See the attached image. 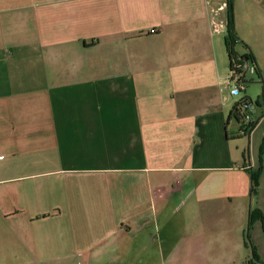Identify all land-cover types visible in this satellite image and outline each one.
<instances>
[{
	"label": "crops",
	"instance_id": "1",
	"mask_svg": "<svg viewBox=\"0 0 264 264\" xmlns=\"http://www.w3.org/2000/svg\"><path fill=\"white\" fill-rule=\"evenodd\" d=\"M225 4L0 0V264L264 263V0L233 1L247 135Z\"/></svg>",
	"mask_w": 264,
	"mask_h": 264
},
{
	"label": "built area",
	"instance_id": "2",
	"mask_svg": "<svg viewBox=\"0 0 264 264\" xmlns=\"http://www.w3.org/2000/svg\"><path fill=\"white\" fill-rule=\"evenodd\" d=\"M219 9L226 10L227 5L225 4ZM220 10L217 12H220ZM216 13L214 12L216 17L211 22V30L217 33H226L227 19L217 16ZM248 71L251 74H255V67L250 62L242 59L241 56L238 55L231 60L229 65V75L227 77L230 97H238L243 91L242 85L245 83V73ZM256 105L255 101L245 97L238 98L234 105L238 109L235 111L236 120L240 124L241 133L243 135H247L251 131L252 126L257 122L254 117Z\"/></svg>",
	"mask_w": 264,
	"mask_h": 264
},
{
	"label": "trees",
	"instance_id": "3",
	"mask_svg": "<svg viewBox=\"0 0 264 264\" xmlns=\"http://www.w3.org/2000/svg\"><path fill=\"white\" fill-rule=\"evenodd\" d=\"M233 1L234 0H227V9H226L227 26H226L225 41L227 44V52L229 55V64H230L231 60H233L236 56H238L235 53V51L233 50V47L236 45V43H238L237 37L234 34ZM241 58L244 59L245 61L250 62L252 65H254L255 74H257L260 78V74L256 68L255 61H254L252 55L241 56ZM235 111H237V110H236V107L234 106L232 111L230 112V114L228 116V119L232 118V117H234L236 119ZM254 126L255 125L252 126L251 130L254 128ZM263 148H264V139L262 140V144H261V148H260V154H259L260 160H261ZM260 174H261V167H259V169L256 172L251 173L252 183H253V192L255 191V188L257 186ZM254 221H260L261 222L262 230L264 232V219H263L261 213L257 210L253 211L250 214V224H252ZM249 226H251V225H249ZM245 246H247L248 248L251 249L252 260H254L257 264H264L263 262L259 261L257 255H256L255 248L252 246L248 236H247L246 241H245Z\"/></svg>",
	"mask_w": 264,
	"mask_h": 264
},
{
	"label": "rangeland",
	"instance_id": "4",
	"mask_svg": "<svg viewBox=\"0 0 264 264\" xmlns=\"http://www.w3.org/2000/svg\"><path fill=\"white\" fill-rule=\"evenodd\" d=\"M242 56V55H240ZM229 75V70L227 71V77ZM252 78V79H251ZM245 83L242 85L243 86V90L245 89V93L241 92L240 95L238 97H234L233 99L237 100L238 98L242 97L243 94L250 96L253 100L256 99V97L258 96L257 93L258 88H259V84L256 81V78L252 76V74L248 71L245 73V79H244Z\"/></svg>",
	"mask_w": 264,
	"mask_h": 264
}]
</instances>
